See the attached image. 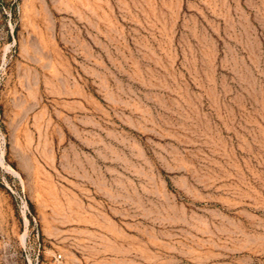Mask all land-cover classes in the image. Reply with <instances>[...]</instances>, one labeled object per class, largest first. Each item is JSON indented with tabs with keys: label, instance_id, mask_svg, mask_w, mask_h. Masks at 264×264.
Segmentation results:
<instances>
[{
	"label": "rangeland",
	"instance_id": "obj_1",
	"mask_svg": "<svg viewBox=\"0 0 264 264\" xmlns=\"http://www.w3.org/2000/svg\"><path fill=\"white\" fill-rule=\"evenodd\" d=\"M0 264H264V0H0Z\"/></svg>",
	"mask_w": 264,
	"mask_h": 264
},
{
	"label": "built area",
	"instance_id": "obj_2",
	"mask_svg": "<svg viewBox=\"0 0 264 264\" xmlns=\"http://www.w3.org/2000/svg\"><path fill=\"white\" fill-rule=\"evenodd\" d=\"M21 202H22V200H21ZM21 211H22V213H24L25 215L27 214V209L25 208V206H23V204H22V206H21Z\"/></svg>",
	"mask_w": 264,
	"mask_h": 264
}]
</instances>
